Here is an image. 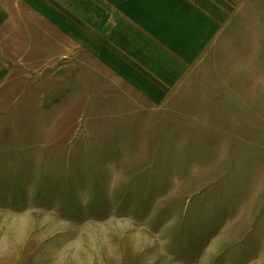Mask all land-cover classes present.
Masks as SVG:
<instances>
[{
  "label": "rangeland",
  "instance_id": "374dc122",
  "mask_svg": "<svg viewBox=\"0 0 264 264\" xmlns=\"http://www.w3.org/2000/svg\"><path fill=\"white\" fill-rule=\"evenodd\" d=\"M57 1L0 0V264H264V0H211L225 47L159 110Z\"/></svg>",
  "mask_w": 264,
  "mask_h": 264
},
{
  "label": "crops",
  "instance_id": "0c3cea01",
  "mask_svg": "<svg viewBox=\"0 0 264 264\" xmlns=\"http://www.w3.org/2000/svg\"><path fill=\"white\" fill-rule=\"evenodd\" d=\"M210 2L69 0L68 5L57 1L52 8L40 6L57 14L59 26L66 28L72 22L73 29L88 30V43L74 38L73 44L103 47L97 60L104 62L107 73L147 109L159 110L180 96L193 95L192 79L200 77L219 48L225 47L222 15ZM229 45L239 61L251 58H241L239 47L231 41Z\"/></svg>",
  "mask_w": 264,
  "mask_h": 264
}]
</instances>
